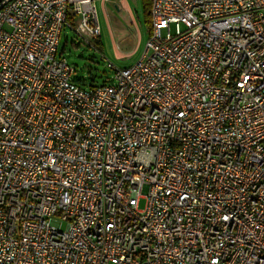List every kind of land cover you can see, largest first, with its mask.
Segmentation results:
<instances>
[{"label":"built area","instance_id":"2783aa9c","mask_svg":"<svg viewBox=\"0 0 264 264\" xmlns=\"http://www.w3.org/2000/svg\"><path fill=\"white\" fill-rule=\"evenodd\" d=\"M150 2L86 88L94 0H0V264H264V0Z\"/></svg>","mask_w":264,"mask_h":264},{"label":"rangeland","instance_id":"374dc122","mask_svg":"<svg viewBox=\"0 0 264 264\" xmlns=\"http://www.w3.org/2000/svg\"><path fill=\"white\" fill-rule=\"evenodd\" d=\"M127 3L135 22H132L127 10L118 9V0L104 3L106 17L101 0H94L100 27L97 50L68 30L62 33L59 50L74 68L72 79L78 84L86 88L100 85L113 75V70L106 67L107 63H111L114 69H120L131 66L141 57L150 36L149 21L143 11L142 0H127ZM118 52L122 55L117 56ZM144 204V199H141L139 208Z\"/></svg>","mask_w":264,"mask_h":264},{"label":"crops","instance_id":"0c3cea01","mask_svg":"<svg viewBox=\"0 0 264 264\" xmlns=\"http://www.w3.org/2000/svg\"><path fill=\"white\" fill-rule=\"evenodd\" d=\"M106 1L107 0H101V7H102V12H103L104 16L106 15V13L104 11L103 5H104V3ZM116 6L118 7V9L121 8V9L127 10L128 11V14L130 16V19L132 20V22H135V17L133 15V12L131 11L130 6L127 3V0H118V4ZM120 55H122V54L118 52L117 56H120Z\"/></svg>","mask_w":264,"mask_h":264},{"label":"trees","instance_id":"16d2710c","mask_svg":"<svg viewBox=\"0 0 264 264\" xmlns=\"http://www.w3.org/2000/svg\"><path fill=\"white\" fill-rule=\"evenodd\" d=\"M150 5H151L150 0H142L143 11L147 17V20L149 21V27H150Z\"/></svg>","mask_w":264,"mask_h":264}]
</instances>
